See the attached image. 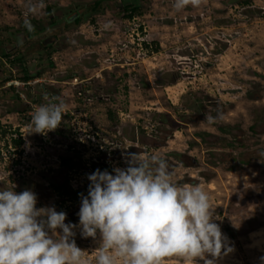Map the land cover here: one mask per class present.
Masks as SVG:
<instances>
[{"label": "rangeland", "instance_id": "374dc122", "mask_svg": "<svg viewBox=\"0 0 264 264\" xmlns=\"http://www.w3.org/2000/svg\"><path fill=\"white\" fill-rule=\"evenodd\" d=\"M90 1L0 0V47L14 51L0 56V189L32 190L38 208L55 206L67 213L66 223L79 225L81 198L54 187L71 168L87 195V176L126 167L125 153L160 155L177 184H202L209 192L215 222L235 248L219 264H261L264 0H201L180 11L175 0H135L131 17L121 7L125 0H106L102 12L60 26ZM29 4L37 5L28 16L37 35L25 38ZM23 64L34 75L26 82ZM45 94L63 100V121L46 135L31 133L32 113L48 102ZM217 113L223 119L205 121ZM84 131L96 133L104 147L98 157L109 165L86 166L82 142L80 150L69 148ZM15 133H23L22 144L13 143ZM65 155L71 168L58 163ZM75 231L95 264L99 238Z\"/></svg>", "mask_w": 264, "mask_h": 264}, {"label": "clouds", "instance_id": "9594fccd", "mask_svg": "<svg viewBox=\"0 0 264 264\" xmlns=\"http://www.w3.org/2000/svg\"><path fill=\"white\" fill-rule=\"evenodd\" d=\"M201 0H175L180 11ZM42 6V3H41ZM37 5L29 4L24 26ZM22 43V41H21ZM35 107L31 133L47 134L63 121L65 104L59 97ZM222 113L206 115L209 124ZM126 167L112 172L96 169L87 179V195L80 193L79 225L66 223L67 213L55 206L37 207V194L0 189V264H90L86 250L75 240L99 238L95 264H219L235 251L216 223L211 196L202 184H177L174 172L160 155L125 153ZM234 227H237L233 223ZM264 264V256L259 258Z\"/></svg>", "mask_w": 264, "mask_h": 264}, {"label": "trees", "instance_id": "16d2710c", "mask_svg": "<svg viewBox=\"0 0 264 264\" xmlns=\"http://www.w3.org/2000/svg\"><path fill=\"white\" fill-rule=\"evenodd\" d=\"M104 1L106 0H93L90 1L88 3H86L84 6L77 8L74 10V13L69 16V17H64L61 18V21H63V23L60 25L62 27H67L69 24H74V25H78L81 21L87 19L91 14L97 13V12H102L105 9V5H104ZM121 7L123 10L126 11V15L131 17L133 16V13L138 11V5L135 2V0H125V2L123 4H121ZM60 21V20H58ZM56 24V23H54ZM28 31V30H27ZM44 31V30H43ZM42 33V32H38V35ZM35 35H37V31L34 28V31H28L27 34H25V38H32ZM14 51L13 50H3L0 47V56H6L9 57ZM16 59H22V54L17 55ZM32 77H34V75L32 73H30L25 64H23L22 67V75H20V78L23 81H28L29 79H31ZM4 81V79L0 80V83H2ZM10 89H12L13 87H9ZM1 126V124H0ZM3 132H5V130H3ZM13 143L15 145H20L23 142L22 136H17L15 138L12 139ZM60 164L62 165H67L68 167H72L73 166V160L71 156L65 155L62 156L60 158ZM99 165L104 168L105 164L103 163H99ZM54 187L58 190L57 192H59L61 195H66L67 197H77V198H81L80 197V190L79 189H73L70 186L69 183V176L66 177L61 183L54 185Z\"/></svg>", "mask_w": 264, "mask_h": 264}, {"label": "built area", "instance_id": "2783aa9c", "mask_svg": "<svg viewBox=\"0 0 264 264\" xmlns=\"http://www.w3.org/2000/svg\"><path fill=\"white\" fill-rule=\"evenodd\" d=\"M84 133H85L84 135H81L82 133H77L76 135H74V137H73L74 142L71 141V145L69 146V148H71L73 150H80L78 143L82 142L86 146V149L82 150V159L86 160V162H85L86 166L92 167L93 164H99V163L109 165L110 164L109 161L107 162L102 156L98 157V154L101 153L100 150H103V152H104V149H103L104 147H102L101 144L96 141V133H94V132L88 133L85 131H84ZM15 135L16 136L20 135V136H22V138H24L23 133H21L19 135L17 133H15ZM65 146H67V144ZM12 149L16 150V149H18V146L13 147ZM96 154H97V156H96ZM57 160H58V163L60 164V158H58ZM71 170H73L74 172H70V174H69L70 186L73 189H79L78 184H82V183L80 181H78V177H77L78 172L76 171V168H74V167L71 168Z\"/></svg>", "mask_w": 264, "mask_h": 264}, {"label": "bare ground", "instance_id": "6f19581e", "mask_svg": "<svg viewBox=\"0 0 264 264\" xmlns=\"http://www.w3.org/2000/svg\"><path fill=\"white\" fill-rule=\"evenodd\" d=\"M227 258H228V256H227ZM225 259H226V257H225V258H223L222 260H220V262H222V263H223Z\"/></svg>", "mask_w": 264, "mask_h": 264}, {"label": "water", "instance_id": "95a60500", "mask_svg": "<svg viewBox=\"0 0 264 264\" xmlns=\"http://www.w3.org/2000/svg\"><path fill=\"white\" fill-rule=\"evenodd\" d=\"M42 43H43V44H45V43H46L44 39L42 40Z\"/></svg>", "mask_w": 264, "mask_h": 264}]
</instances>
